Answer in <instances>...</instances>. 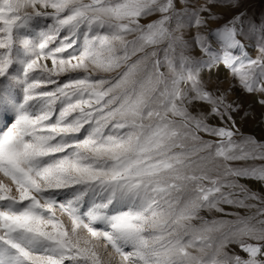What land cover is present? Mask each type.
Segmentation results:
<instances>
[{
    "label": "snow or ice",
    "instance_id": "1",
    "mask_svg": "<svg viewBox=\"0 0 264 264\" xmlns=\"http://www.w3.org/2000/svg\"><path fill=\"white\" fill-rule=\"evenodd\" d=\"M237 86L264 108L243 0H0V264H264Z\"/></svg>",
    "mask_w": 264,
    "mask_h": 264
},
{
    "label": "rangeland",
    "instance_id": "2",
    "mask_svg": "<svg viewBox=\"0 0 264 264\" xmlns=\"http://www.w3.org/2000/svg\"><path fill=\"white\" fill-rule=\"evenodd\" d=\"M188 2L191 5L196 6L198 3H203V0H188ZM243 5L244 10L247 11L250 16H255L259 19H264V0H243ZM217 11L220 12L222 15L231 14L230 10L227 9H217ZM201 31L203 32L204 30L202 29ZM185 32L189 33L192 36H195L196 28L194 26V22L193 27L190 29V32L188 29H186ZM256 51V48H252L253 54H255ZM209 71H211L212 78L213 80H215V69H205V78H207ZM220 80L222 83V90L229 86V82L224 80V73L220 74ZM228 99L230 101H236L241 106V112L236 117L237 122L241 124V131L245 134H250L254 136L257 140L264 141V115H262L264 114V108H262L261 105L257 102L258 97L254 94H248L243 92L239 88V86H237L234 91L229 92ZM244 112L248 113L247 117H244ZM212 122L216 123V121ZM242 183L247 184V186L253 191L264 190V188H262V185L256 182L255 180H245L242 181ZM236 250L239 251L238 249ZM109 251H111V249H109Z\"/></svg>",
    "mask_w": 264,
    "mask_h": 264
}]
</instances>
